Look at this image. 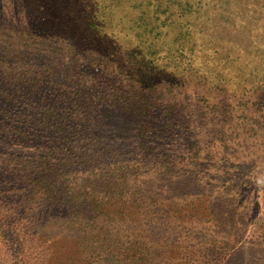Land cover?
<instances>
[{"label": "trees", "instance_id": "1", "mask_svg": "<svg viewBox=\"0 0 264 264\" xmlns=\"http://www.w3.org/2000/svg\"><path fill=\"white\" fill-rule=\"evenodd\" d=\"M251 131L264 0H0V264H264L237 198L159 222L131 182Z\"/></svg>", "mask_w": 264, "mask_h": 264}, {"label": "rangeland", "instance_id": "2", "mask_svg": "<svg viewBox=\"0 0 264 264\" xmlns=\"http://www.w3.org/2000/svg\"><path fill=\"white\" fill-rule=\"evenodd\" d=\"M258 41L261 46V39ZM116 122L114 123L115 128H119L118 124L123 126L121 120H116ZM254 133L251 131L248 136L234 140L240 149V155L245 154L240 158L231 157L236 150L224 152L226 158L221 160L212 159V155L209 154L204 156L194 154L195 157L191 158H189L190 155L185 156V161H181V165L178 167L171 165L167 168L165 165H149L144 167L149 169L148 171H144L143 167L139 170V167H136L138 163L133 161L131 179L133 189L142 188L148 194H152L150 196L154 201L151 206H155V209L158 210L153 220L159 222L180 221L182 217L177 216L178 213L173 211V206L178 208L179 205H184L190 213L186 215L203 219L199 213L204 207L201 204V199L206 205L209 202L214 205L219 200L223 199L228 202L230 198L235 197L237 202H241L246 209L243 216L239 217L242 224L248 222L249 228H255V224H258L264 231V147L261 156L255 158L253 156L259 154L248 156V147L264 145V134ZM242 160L245 161L241 162ZM148 162L150 161H144L146 165ZM146 188H149L150 191ZM147 202L149 201L147 200ZM193 233H195V237L205 238L204 234L198 230L181 231L184 238H191ZM247 236H250L248 232L243 234V237ZM185 253L189 254L188 249H185Z\"/></svg>", "mask_w": 264, "mask_h": 264}]
</instances>
